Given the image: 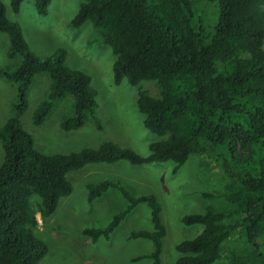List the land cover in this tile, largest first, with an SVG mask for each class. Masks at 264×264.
Returning <instances> with one entry per match:
<instances>
[{
    "label": "trees",
    "instance_id": "16d2710c",
    "mask_svg": "<svg viewBox=\"0 0 264 264\" xmlns=\"http://www.w3.org/2000/svg\"><path fill=\"white\" fill-rule=\"evenodd\" d=\"M22 1L10 0L13 12L20 10ZM50 1L34 0L36 12L46 15ZM208 1L217 8V20L206 27L197 16L201 0H83L71 19L73 28L90 22L110 47L114 83L126 79L136 86L150 80L158 85V97L141 88L137 92L143 126L162 137L151 141L149 154L142 156L110 140L67 154L49 155L34 147L20 118L37 76L47 75L50 87L32 111L36 126L58 100L70 95L73 111L61 117L60 128L75 130L92 119L100 129L96 91L87 73L66 64L64 48L37 57L0 0V33L9 39L6 55L20 58L17 65L0 68V77L16 87L11 116L0 126V264H41L48 245L35 232L36 213L47 218L59 200L72 193L70 171L119 161H171L178 167L191 154L221 167L229 185L226 205H207L202 212L181 217L184 225L201 229L175 245L178 256L171 264H212L236 230L251 247L262 250L247 264H264V0ZM86 188L88 201L114 188L127 204L105 226L86 227L83 234L92 241L107 239L138 204L145 203L152 230H133L129 237L149 239L152 250L135 259L147 257L152 264H162L166 227L157 198L134 195L112 179L88 183ZM34 194L39 197L36 204L31 201Z\"/></svg>",
    "mask_w": 264,
    "mask_h": 264
},
{
    "label": "rangeland",
    "instance_id": "374dc122",
    "mask_svg": "<svg viewBox=\"0 0 264 264\" xmlns=\"http://www.w3.org/2000/svg\"><path fill=\"white\" fill-rule=\"evenodd\" d=\"M82 1L51 0L47 14L39 15L34 0H23L17 13L12 11L10 0H1L7 18L20 25L30 50L37 57H48L62 47L66 51V64L90 76V84L96 91V115L101 128L98 129L92 119L75 130L60 128L61 117L73 111L70 95L54 104L41 125H34L31 121L32 111L46 97L50 87V78L45 74L37 76L30 88L28 109L21 116V123L31 134L34 147L45 154H67L84 148H97L103 141L110 140L146 156L149 154V143L162 137L143 126V114L136 105L137 92L141 88L149 95L158 97L160 89L150 80L136 86L126 79L119 84L114 83V55L110 47L103 43L90 22L78 28L70 25ZM198 5L197 16L202 17L205 27L212 25L217 20L214 2L201 0ZM8 46L7 34L0 33V68L15 66L20 62L19 57H7ZM15 93V85L0 77V126L11 116ZM67 179L72 184V193L59 200L55 212L45 219L36 213L38 226L35 232L48 245V253L40 261L41 264H152L147 257L135 259L152 250L151 241L129 237L133 230H152L150 208L145 203L138 204L109 238L92 241L83 234L82 230L86 227L105 226L127 204L122 194L114 188L88 201V183L118 180L134 195L153 194L157 198L166 227L162 240V264H171L178 256L175 245L193 237L201 229L198 225H184L181 217L202 212L207 205L222 209L226 205L224 194L229 186L220 166L196 154H191L178 167L171 161L142 165H132L127 161L89 164L70 171ZM31 201L36 204L39 197L34 194ZM260 252L261 249L251 247L236 230L224 242L221 257L212 264H247Z\"/></svg>",
    "mask_w": 264,
    "mask_h": 264
}]
</instances>
